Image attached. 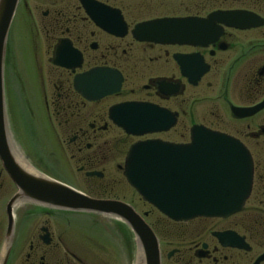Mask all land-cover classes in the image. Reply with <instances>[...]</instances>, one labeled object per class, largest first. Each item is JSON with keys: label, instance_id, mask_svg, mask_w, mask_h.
<instances>
[{"label": "flooded vegetation", "instance_id": "1", "mask_svg": "<svg viewBox=\"0 0 264 264\" xmlns=\"http://www.w3.org/2000/svg\"><path fill=\"white\" fill-rule=\"evenodd\" d=\"M19 14L39 65L40 98L51 135L57 143L66 142L70 159L79 156L76 170L87 183L105 186L95 196L92 190L70 187L90 198L123 202L111 194L108 182L114 170L122 174L120 162L110 174L99 167L105 161L102 133L121 131L109 118L116 105L145 104L155 110L147 115L149 120L173 122L166 131L143 134L134 142L184 145L193 127L223 133L238 140L252 161L251 190L242 211L227 218L173 222L150 208L158 214L157 225L146 222V212L142 215L158 241L160 264H264V166L246 144L252 141L256 148L264 142V106L250 116H235V110L264 103V0H17L4 62L10 28ZM56 53L70 68L53 64ZM93 70L111 73L108 83L119 79L118 89L98 99L89 93L91 99L82 96L74 80ZM90 83L96 84L94 77ZM113 148L120 152L117 143ZM0 179L16 192L1 162ZM66 213L80 214L46 208L28 214L47 219L37 236L42 247L38 264H71L46 256L53 238L56 248L60 242L58 233L53 237L49 219L62 226L68 222L72 229L78 226L67 218L62 222L60 214ZM196 224L198 228H190ZM13 237L14 232L11 243ZM34 249L29 246L22 264L34 263ZM10 253L5 264H11Z\"/></svg>", "mask_w": 264, "mask_h": 264}, {"label": "water", "instance_id": "2", "mask_svg": "<svg viewBox=\"0 0 264 264\" xmlns=\"http://www.w3.org/2000/svg\"><path fill=\"white\" fill-rule=\"evenodd\" d=\"M17 0H0V162L16 188L5 209L7 226L0 251V264L7 262L13 236V207L30 203L46 208L91 213L117 219L125 224L136 242L135 264H160L158 241L149 226L127 203L87 197L71 187L43 174L32 175L13 159L8 145V124L5 113L3 65L6 37ZM228 15H231L228 14ZM53 64H63L57 53ZM96 80L93 86L90 79ZM107 70H93L74 80V86L86 99L87 93L100 98L118 89L119 79ZM108 81V82H107ZM264 103L250 110H235V116L247 117ZM145 104L124 103L109 110V118L125 134L166 131L164 124L147 115L155 111ZM87 175H97L90 173ZM122 176L126 183L167 219L185 222L194 218H227L242 211L249 196L252 161L246 148L223 133L193 127L190 142L184 145L160 140L131 144L125 154ZM221 234H216L219 237ZM46 238V237H44Z\"/></svg>", "mask_w": 264, "mask_h": 264}, {"label": "rangeland", "instance_id": "3", "mask_svg": "<svg viewBox=\"0 0 264 264\" xmlns=\"http://www.w3.org/2000/svg\"><path fill=\"white\" fill-rule=\"evenodd\" d=\"M24 21L23 16L19 14L10 28L9 51H7L4 62L5 113L8 134L21 157L39 173L66 183L71 187L73 185L84 193L87 192L86 190H92V194L95 196L105 187L103 183L98 182L96 186L87 183L83 174L76 170L79 163L75 159H78L79 156L75 155V159H70L69 155L72 152L69 147L66 148V142L60 141L61 143H57L55 137L51 135V129L40 98L39 65H37L33 46L26 39ZM9 63L10 68H7ZM46 69H49L48 64H46ZM236 130L237 126L235 125V132ZM134 140V137L126 136L122 131L116 129L102 133L100 143L103 146L101 152L105 155V161L99 167L111 172L114 170L113 167L116 162H120L119 165H122L124 152ZM116 143L120 152L113 148ZM246 144L250 146L253 153L256 152L258 156L256 161L260 163V166H264V142H260L259 147L256 146V148L252 141H246ZM94 152L91 151L86 154L90 155ZM102 153L98 154L101 155ZM113 174V179L107 180L111 186V194L117 196L118 200L131 205L140 216L143 217L142 213L146 212L148 214L146 222L157 225L156 218L158 214L150 209L152 207L143 202L136 192L123 181L121 172L114 170ZM0 184L3 186L0 192L1 251L6 227L4 206L15 191L5 179H0ZM250 204L248 203L245 207L249 208ZM29 208L31 209L25 215V210ZM43 210L44 208L29 203L16 207L14 212L16 217L15 226L13 227L14 237L10 248L11 264H22L25 261L26 254L29 253L30 245L35 248L31 255L33 264H38L37 261L42 254V247L37 236L39 228L47 219L39 215L31 218H27V216ZM149 212L155 215L152 216ZM60 217H62V222H66L65 218H67L71 224L78 226L72 229L73 227L68 222L62 226L63 224L56 223V221L48 218L51 231L55 234L53 237H56V233H58L60 242H58V248H56L54 243L57 242V238H53L51 246L47 249L44 248L46 249V256L54 255L58 260L68 261L71 264H135L136 242L129 228L121 221L95 214L68 215L66 213L60 214ZM233 221L235 219L229 224ZM196 226L197 224L190 228ZM175 232L177 233L176 230ZM69 253L74 258L70 257Z\"/></svg>", "mask_w": 264, "mask_h": 264}, {"label": "bare ground", "instance_id": "4", "mask_svg": "<svg viewBox=\"0 0 264 264\" xmlns=\"http://www.w3.org/2000/svg\"><path fill=\"white\" fill-rule=\"evenodd\" d=\"M8 145H9V151H10L13 159L23 170H25L26 172H28L32 175L41 176V174L36 169L31 167L29 165V163H27V161L23 157H21V155L19 154L17 147L14 145L13 140L11 139L10 135H8ZM21 204H19V205H21ZM19 205L17 204V206L13 207V227H14L15 218H16L14 215V212L16 210V207H18Z\"/></svg>", "mask_w": 264, "mask_h": 264}]
</instances>
